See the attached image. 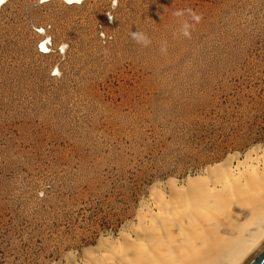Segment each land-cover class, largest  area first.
<instances>
[{"label":"rangeland","instance_id":"374dc122","mask_svg":"<svg viewBox=\"0 0 264 264\" xmlns=\"http://www.w3.org/2000/svg\"><path fill=\"white\" fill-rule=\"evenodd\" d=\"M255 144L264 0L1 4L0 264H84L153 186Z\"/></svg>","mask_w":264,"mask_h":264},{"label":"bare ground","instance_id":"6f19581e","mask_svg":"<svg viewBox=\"0 0 264 264\" xmlns=\"http://www.w3.org/2000/svg\"><path fill=\"white\" fill-rule=\"evenodd\" d=\"M263 242L264 146L255 144L184 182L153 186L136 222L102 237L84 264H242ZM69 264L82 263L72 254Z\"/></svg>","mask_w":264,"mask_h":264},{"label":"clouds","instance_id":"9594fccd","mask_svg":"<svg viewBox=\"0 0 264 264\" xmlns=\"http://www.w3.org/2000/svg\"><path fill=\"white\" fill-rule=\"evenodd\" d=\"M188 12L189 15L191 16V18L196 21V22H199V20L201 19V16L197 15L195 12H193V10L191 9H181V10H178L174 13V15H176L177 17H182L184 16L185 12ZM111 18V17H110ZM192 27V25H190L187 21H184L182 24H181V28H180V33L186 37V38H191V31H190V28ZM131 37L132 39L137 42V43H140L142 44L143 46L145 47H148L152 41L151 39L143 32L141 31H135V32H132L131 33ZM66 47V46H65ZM167 50V47H166V42L164 44H162L161 46V52H166Z\"/></svg>","mask_w":264,"mask_h":264},{"label":"water","instance_id":"95a60500","mask_svg":"<svg viewBox=\"0 0 264 264\" xmlns=\"http://www.w3.org/2000/svg\"><path fill=\"white\" fill-rule=\"evenodd\" d=\"M242 264H264V242Z\"/></svg>","mask_w":264,"mask_h":264},{"label":"snow or ice","instance_id":"6c2138e0","mask_svg":"<svg viewBox=\"0 0 264 264\" xmlns=\"http://www.w3.org/2000/svg\"><path fill=\"white\" fill-rule=\"evenodd\" d=\"M41 47H43V46H41Z\"/></svg>","mask_w":264,"mask_h":264}]
</instances>
